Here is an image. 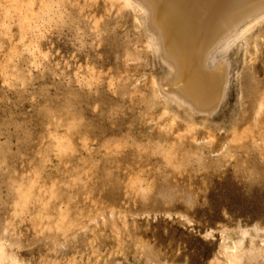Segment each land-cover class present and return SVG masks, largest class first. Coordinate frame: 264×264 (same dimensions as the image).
Returning <instances> with one entry per match:
<instances>
[{"label": "rangeland", "instance_id": "obj_1", "mask_svg": "<svg viewBox=\"0 0 264 264\" xmlns=\"http://www.w3.org/2000/svg\"><path fill=\"white\" fill-rule=\"evenodd\" d=\"M128 2L0 0L1 264H209L222 230H264V15L190 119Z\"/></svg>", "mask_w": 264, "mask_h": 264}, {"label": "bare ground", "instance_id": "obj_2", "mask_svg": "<svg viewBox=\"0 0 264 264\" xmlns=\"http://www.w3.org/2000/svg\"><path fill=\"white\" fill-rule=\"evenodd\" d=\"M132 2L144 11L149 34L156 43L162 63L169 69L167 77L160 80L156 94L166 101H173L190 119L212 116L223 98L226 82L218 88L207 73L210 57L219 45L232 42L233 37L237 38L263 19L264 0ZM257 237L258 245L254 242ZM219 241L218 256H214L209 264H264V230L226 228L220 232ZM148 259L151 264H164L152 260L149 255Z\"/></svg>", "mask_w": 264, "mask_h": 264}]
</instances>
